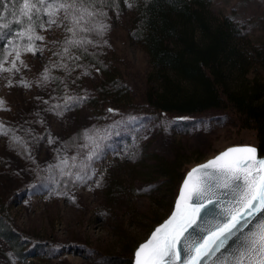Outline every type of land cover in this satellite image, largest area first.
Here are the masks:
<instances>
[{"label":"rangeland","instance_id":"374dc122","mask_svg":"<svg viewBox=\"0 0 264 264\" xmlns=\"http://www.w3.org/2000/svg\"><path fill=\"white\" fill-rule=\"evenodd\" d=\"M210 3V11L216 16L230 15L254 22L251 36L264 41V0H210ZM107 14L105 23L110 27L103 37H95L101 41L97 47L110 54L120 71L122 86L137 105L144 107L142 102L154 66L131 35L129 8L125 5L109 9ZM44 54L29 53L22 57L28 64L22 70L26 79L35 82L39 77L47 65ZM84 78L87 87L99 83L97 75ZM36 97L50 104L62 103L51 84L41 88L33 83L31 89H24L15 84L9 87L6 80L0 79V99L5 101V109H0V122L11 127L24 124L38 136H43L47 129L58 138L52 145L44 140H29L35 158L32 163L8 150L6 138L0 137V161H3L0 162V204L8 206L12 226L22 240L25 254L19 256L12 244L0 236V264H131L137 247L172 212L183 173L230 146L257 147L256 132L241 128L235 114L228 111L212 110L183 119L167 115L155 119L156 116L147 115L144 108L136 106L124 117L103 115L96 119L92 108L84 104L58 118L45 112L47 105ZM35 113L46 122L43 126L33 122L39 119ZM133 116L138 119L130 123L129 117ZM115 121L122 123L111 129L109 138L103 141L104 156L93 162L97 174L87 184H65L67 177L61 178L58 169L45 171L49 164L59 162L54 149L62 142L69 141L82 129L95 126L103 130ZM144 150L169 162L175 160L180 150L184 160L193 154L203 156L186 165L182 160L178 177L166 190L161 185L162 179L156 181L154 176L141 174L146 171L139 163ZM77 151L69 147L60 155L72 156ZM37 165L39 171L34 172ZM101 173L103 179L97 188L94 181L100 179ZM107 183L112 186L114 198L106 196ZM33 185L39 186L35 194Z\"/></svg>","mask_w":264,"mask_h":264},{"label":"snow or ice","instance_id":"6c2138e0","mask_svg":"<svg viewBox=\"0 0 264 264\" xmlns=\"http://www.w3.org/2000/svg\"><path fill=\"white\" fill-rule=\"evenodd\" d=\"M9 2L0 0V41L3 42L0 44V79L6 80L9 87L15 84L24 89H31L33 83L41 88L56 83L59 89L64 81L52 75L53 69L70 74L76 67H82L81 75L90 76L87 69L94 65H81L79 61L95 55L89 53V46L97 47L101 41L95 37H103L110 27L105 23L106 9H120L118 0H22V3L15 0L18 7L12 8ZM124 4L133 9L138 7V0H124ZM54 26L65 33L62 41L52 42L60 44L59 50L52 51L55 61L44 67L35 82L26 79L22 70L27 69L28 64L22 57L29 53L42 54L44 48L37 42L46 38L38 29L47 31ZM17 76L19 79L14 80ZM36 99L47 105L45 112L62 118L65 113L82 107L90 97L86 92L75 96L65 94L60 97L62 103L51 104L42 97ZM0 109H5L3 99H0ZM35 116L39 118L40 114L35 113ZM137 119L129 117V122ZM33 122L42 126L46 123L42 118ZM121 123L115 121L103 130L95 126L82 129L54 149L59 162L49 164L45 171L58 169L61 178L67 177L65 184H87L97 174L93 162L104 156L103 141L109 138L111 129ZM21 132L23 135L18 134ZM34 132L24 124L11 127L0 122V137L6 138L8 150L32 163L35 158L29 140H44L49 145L58 141L47 129L43 136L33 135ZM69 147H75L77 154L60 155ZM33 171H39V166ZM102 179L101 173L100 179L94 181L97 188ZM32 189L35 194L39 186L33 185ZM134 255V264H264V158L258 156L257 148L229 147L192 168L182 180L171 215L137 247Z\"/></svg>","mask_w":264,"mask_h":264},{"label":"trees","instance_id":"16d2710c","mask_svg":"<svg viewBox=\"0 0 264 264\" xmlns=\"http://www.w3.org/2000/svg\"><path fill=\"white\" fill-rule=\"evenodd\" d=\"M118 2L120 8L125 6L124 0ZM210 4V0H147L146 6L145 0H138V7L129 9L131 35L154 66L142 102L144 107L137 105L122 86L120 71L110 54L98 47L88 49L95 55L79 63L94 65L87 70L99 76V83L87 87L85 76L81 75L82 67H76L70 74L53 69L52 75L67 85L65 88L61 84L57 89L56 83H50L59 96L57 100L65 94L83 95L89 90L90 99L85 104L92 108L96 119L103 115L123 116L136 106L144 108L147 115L156 116L155 119L164 115L183 119L212 110L228 111L235 114L241 128L256 132L257 148L264 155V41L251 36L254 22L230 15L216 16L210 11ZM14 6L18 7L11 0L9 7ZM38 32L46 38L37 44L44 48L48 65L56 59L52 51L60 47L52 42L62 41L65 33L55 26ZM109 108L116 111L110 113ZM143 154L139 163L146 171L141 174L154 176L156 181L162 179L164 189L170 188L184 160L183 151L177 152L172 162L155 153L146 154L145 150ZM202 156L193 154L183 163L200 160ZM187 171L179 179L176 197ZM111 189L107 183L106 196L113 197ZM11 222L8 206L0 204V236L12 244L19 256L25 257L22 240Z\"/></svg>","mask_w":264,"mask_h":264},{"label":"water","instance_id":"95a60500","mask_svg":"<svg viewBox=\"0 0 264 264\" xmlns=\"http://www.w3.org/2000/svg\"><path fill=\"white\" fill-rule=\"evenodd\" d=\"M234 146H252V145H234ZM230 147H233V146H230ZM252 147L257 148L256 146H252ZM228 148H229V147H228ZM226 149H227V148H226ZM226 149H225V150H226ZM225 150H223V151H225ZM257 150H258V148H257ZM221 152H222V151H221ZM219 153H220V152H219ZM219 153H218V154H219ZM218 154H217V155H218ZM258 156L261 157V158H264V155H260L259 150H258ZM214 157H215V156H214ZM214 157H212V158H214ZM212 158H210V159H212ZM210 159H208V160H210ZM208 160H207V161H208ZM207 161H205V162H203V163H200V164H204V163H206ZM200 164H197V165H195L194 167H197V166L200 165ZM194 167H192V168H194ZM192 168H191V169H192ZM191 169H190V170H191ZM190 170H189V171H190ZM189 171H188V172H189ZM188 172H187V173H188ZM187 173H186V175H187ZM186 175H185V177H186ZM181 185H182V183H181ZM181 185H180V187H181ZM179 189H180V188H179ZM178 193H179V192H178ZM177 196H178V195H177ZM176 199H177V197H176ZM173 208H174V206H173ZM170 215H171V213H170ZM170 215H169V216H170ZM169 216H168V217H169ZM168 217H167L166 219H168ZM166 219H165V220H166ZM165 220H164V221H165ZM164 221H163V222H164ZM163 222H161L160 224H162ZM160 224H159V225H160ZM159 225H157L156 227H158ZM156 227H155V228H156ZM155 228L153 229V231L155 230ZM153 231H152V232H153ZM152 232H151V233H152ZM151 233H150V235H151ZM150 235H149V237H150ZM149 237H148V238H149ZM148 238H147V240H148ZM147 240H145L144 242H146ZM144 242H142V243H144ZM142 243H141V244H142ZM134 254H135V253H134ZM134 261H135V255H134V259H133L132 264H134Z\"/></svg>","mask_w":264,"mask_h":264}]
</instances>
